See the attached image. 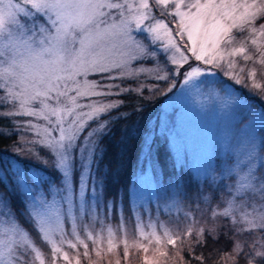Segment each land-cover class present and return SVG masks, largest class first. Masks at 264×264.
Instances as JSON below:
<instances>
[{"label":"snow or ice","instance_id":"obj_1","mask_svg":"<svg viewBox=\"0 0 264 264\" xmlns=\"http://www.w3.org/2000/svg\"><path fill=\"white\" fill-rule=\"evenodd\" d=\"M219 75L228 79L219 81L218 99L234 121L223 158L202 176L169 150L166 172L155 126L141 123L151 103L145 92ZM258 77L264 81V0H0V138L17 137L3 150L10 158L0 157V264H44L41 248L48 264H81V255L91 264L89 243L99 257L105 243L109 252L119 246L117 233L127 257L128 225L181 260L178 244L204 264L194 249L223 237L221 264H264V108L235 94L237 85L264 92ZM128 96L142 102L121 112ZM131 152L132 174L147 175V165L163 189L154 209L130 203L127 186L109 191L108 167L118 170ZM21 160L35 168L25 173ZM41 169L55 177L33 174ZM160 199L165 209L185 201L196 208L163 221ZM144 264L160 262L145 255Z\"/></svg>","mask_w":264,"mask_h":264},{"label":"rangeland","instance_id":"obj_2","mask_svg":"<svg viewBox=\"0 0 264 264\" xmlns=\"http://www.w3.org/2000/svg\"><path fill=\"white\" fill-rule=\"evenodd\" d=\"M146 67H152V65H146ZM154 78L148 76L143 79L145 84L151 85ZM91 79V77H90ZM203 82L199 83L198 87L191 85H184L180 80L177 81V86L171 92L166 91L168 85L163 83L159 84V92H145L148 96L155 97L165 94L160 108V114L158 117L151 121V125L155 126L156 132L162 137L163 154L162 158L164 163H161L166 172H171L172 159L168 157V151L173 154L172 158H179L181 163H184L186 169L193 174L197 172L200 175H205L208 172L209 162L211 161L215 165L219 159L223 158V145L225 137L228 134L229 129L234 123L232 115L227 110L218 97L225 95V86L219 81H227V77L219 75L216 77H202ZM218 81L212 83V81ZM258 82L264 86V81L257 78ZM238 91L236 95L242 97L243 102L250 104L255 109L259 110L264 108V100L260 97L264 96V92L260 90H254L258 94H250L247 88L236 86ZM231 91V89H228ZM99 99V98H97ZM116 99V98H114ZM259 129V121H257V130ZM165 137L168 138L166 143ZM31 139L32 137H28ZM0 156H3V160L7 161L11 153L9 151L1 152ZM29 160H21L20 167L25 173L29 169H34L35 166ZM147 175L140 176L139 174L131 176V181L128 186L129 190V202H135L136 204H144L146 207L155 208L157 206L158 197H163V189L157 191V180L150 169L145 165ZM219 174V168L216 169ZM34 175H39L46 178H54L55 176L49 175L45 169H41L38 173L34 172ZM31 181H29L30 183ZM3 191V190H0ZM194 191V189H193ZM204 207L203 204L199 205ZM189 207L193 210L196 208L195 203L185 201L177 206H169L165 209L164 200L160 199V213L158 218L163 221L169 219L182 218L183 213L189 211ZM153 218H156V213L151 214ZM199 218V214H197ZM145 223H147L148 216H145ZM113 225L117 223L116 220L111 221ZM204 226H211V221L206 218L202 221ZM145 231H149L145 228ZM106 235V234H105ZM120 234L117 233L118 247L109 252L107 245L103 246L101 256L97 257L92 251V244L89 243V252L91 254V264H144V256L147 255L149 259H157L160 264H189V258L187 255L186 245H177V247H184L183 260L176 255V249L171 246L158 247L155 243L149 244L148 240H140L133 232V226L128 225L127 239L129 242L128 256H124L123 245L120 244ZM143 243L149 248V251L145 253L142 249L134 246V244ZM44 252V264H48V256L50 253ZM82 253V249L80 250ZM162 252H167V257L161 255ZM34 255V254H33ZM70 255H75L74 252H70ZM35 264H39L38 261ZM62 264V262H59ZM81 264H89V261L81 255Z\"/></svg>","mask_w":264,"mask_h":264},{"label":"trees","instance_id":"obj_3","mask_svg":"<svg viewBox=\"0 0 264 264\" xmlns=\"http://www.w3.org/2000/svg\"><path fill=\"white\" fill-rule=\"evenodd\" d=\"M150 79L154 80V78H150ZM145 95L148 96L147 94ZM149 97L151 98V103H149L147 107L144 109L143 121L141 122L142 124L148 120L152 121L158 117V115L160 114V108L162 107L161 104L163 102L165 94L160 95V96H155V97H151V96ZM116 99H120V98H116ZM123 99L125 100V103L128 105V107L121 108L120 109L121 112L130 111L131 106L133 104L142 102V101H138L134 96L123 97ZM113 115H116V113H113ZM132 120L135 121L136 116H132ZM123 123L125 122H121V125L119 126H122ZM0 127H4V125H0ZM119 134L120 133L117 132V138L119 137ZM16 140H17L16 136H12L11 139L0 138V154L1 152H6L3 150L9 149L16 142ZM163 143L165 145V142H162V137L159 136L158 134L156 146L157 148H159L161 163H164V160L162 158V154H163L162 148L164 146ZM0 157L3 158V156H0ZM112 157H113V153L110 150L108 155L105 157L104 164L101 165V167L103 168L105 166H108L109 161L112 159ZM135 163H136L135 153L131 152L129 153V156L126 158L125 163L118 170L116 169L115 165H110L108 167V171L110 173V175L108 176V188L111 193H115L117 190L122 191L125 188V186H127L128 188L129 183L131 181V176L133 173V167L135 166ZM29 164H30V161H29ZM29 164L26 163L25 165L27 166ZM45 171L49 175L55 176V173L49 171L48 169H45ZM0 190H4L2 184H0ZM228 247L229 245L223 237H221L218 243L209 239L207 246L195 248L194 254L196 256H200L201 254H203V256L205 257L204 264H221L220 257L223 255V252L221 250H226ZM188 258H189V264H200L198 260L191 259L189 256Z\"/></svg>","mask_w":264,"mask_h":264}]
</instances>
